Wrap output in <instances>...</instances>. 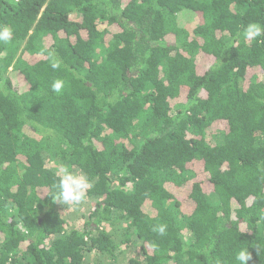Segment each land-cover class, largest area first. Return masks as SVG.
<instances>
[{
    "label": "trees",
    "instance_id": "16d2710c",
    "mask_svg": "<svg viewBox=\"0 0 264 264\" xmlns=\"http://www.w3.org/2000/svg\"><path fill=\"white\" fill-rule=\"evenodd\" d=\"M251 23L264 0H0V264H117L134 247L127 264H239L241 249L264 264ZM65 170L91 182L79 229L57 200Z\"/></svg>",
    "mask_w": 264,
    "mask_h": 264
},
{
    "label": "clouds",
    "instance_id": "9594fccd",
    "mask_svg": "<svg viewBox=\"0 0 264 264\" xmlns=\"http://www.w3.org/2000/svg\"><path fill=\"white\" fill-rule=\"evenodd\" d=\"M261 36H264V26L251 23L246 26L243 37L245 40H255ZM12 37V31L7 26L0 27V41L9 42ZM51 67L53 69L59 68L60 61L57 60L53 53H48ZM65 82L61 79L53 81L51 89L53 92L60 94L64 88ZM91 187V182L82 173H75L65 170L64 174L60 176L57 193V200L62 204H79L81 203L87 191ZM165 226L160 225L158 228H155L154 231H158L161 235L165 233ZM236 260L239 261V264H248V261L251 260V253L246 249H241L236 254Z\"/></svg>",
    "mask_w": 264,
    "mask_h": 264
},
{
    "label": "rangeland",
    "instance_id": "374dc122",
    "mask_svg": "<svg viewBox=\"0 0 264 264\" xmlns=\"http://www.w3.org/2000/svg\"><path fill=\"white\" fill-rule=\"evenodd\" d=\"M73 17H77V16H73ZM78 18L79 17H77L75 19H78ZM178 21H179V24L182 27L187 28L190 33H193L195 27L197 26V22H198L195 14L191 11H184V12L180 13L178 15ZM25 131L29 135L35 137V135L28 128H26ZM208 138L210 140H212L214 143H220L222 141V136L220 133L209 134ZM71 172L81 173L78 170H73ZM128 189L129 190L133 189L131 184L129 185ZM59 206L66 213V218H67L68 223H69V230L73 229V228H75V229L81 228L82 223L87 220L90 212L93 211L91 199H89L87 197H85L84 200L79 204L68 205V204L60 203ZM110 231H113L112 228ZM139 254L140 253L137 250V248L134 247V248L130 249V251H127L125 254H122L120 256V258L118 259L119 262L117 264H127L128 259H130L132 257H137ZM96 262L106 263L107 258L99 257V255L98 256L94 255V253L90 254V256H87V264H93Z\"/></svg>",
    "mask_w": 264,
    "mask_h": 264
},
{
    "label": "built area",
    "instance_id": "2783aa9c",
    "mask_svg": "<svg viewBox=\"0 0 264 264\" xmlns=\"http://www.w3.org/2000/svg\"><path fill=\"white\" fill-rule=\"evenodd\" d=\"M14 1H18V0H14Z\"/></svg>",
    "mask_w": 264,
    "mask_h": 264
}]
</instances>
